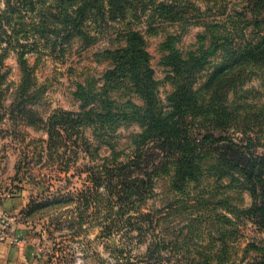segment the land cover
Instances as JSON below:
<instances>
[{
    "label": "trees",
    "instance_id": "obj_1",
    "mask_svg": "<svg viewBox=\"0 0 264 264\" xmlns=\"http://www.w3.org/2000/svg\"><path fill=\"white\" fill-rule=\"evenodd\" d=\"M2 5L0 57L8 51L18 55L22 75L6 110L45 130L43 143L50 159L96 152L92 139L85 136L88 128L92 135L105 137L120 127L139 128L127 136L130 153L124 159L119 160L121 152L104 140L110 153L88 168L89 184L76 195L69 192L32 203L30 211L78 200L76 218L83 223L80 219L89 207L105 201L112 219L102 226V233L134 232L145 239L154 235L163 216L157 208L141 207L155 195L156 181L164 179L174 193L167 210L181 203L193 209L190 223L200 220L213 226L222 216L212 215L213 209L227 198L202 196L207 191L198 187L208 174L216 181L228 178L223 186L247 189L254 201L237 212L264 230V154L254 151L264 138V92L248 87L258 78L264 89V0H3ZM147 10L150 18L154 14L170 24L202 28L195 47L179 48L177 34L160 42V63L171 85L164 100L143 32L127 26L120 45L97 53L108 61L99 81L91 77L77 84L73 94L79 111L55 110L48 117L37 111L43 87L24 58L27 52H38L40 41L51 49L75 38L93 45L111 21L137 20ZM159 24L151 20L145 31ZM4 75L0 74V107H6ZM64 165L68 169L69 162L64 160ZM193 189L198 191L191 193ZM226 211L231 213L227 207ZM209 232L225 231L215 227ZM247 246L264 250L256 242ZM150 258L155 259L154 254Z\"/></svg>",
    "mask_w": 264,
    "mask_h": 264
},
{
    "label": "rangeland",
    "instance_id": "obj_2",
    "mask_svg": "<svg viewBox=\"0 0 264 264\" xmlns=\"http://www.w3.org/2000/svg\"><path fill=\"white\" fill-rule=\"evenodd\" d=\"M2 2L0 0V8ZM148 14L147 10L137 20L126 18L111 21L90 46H85L75 38L66 45L51 49L44 45L45 41H40L38 52H27L24 58L34 71L38 85L43 87L36 105L37 111L43 117H48L55 110L69 113L79 111L80 102L73 94L77 84L85 83L88 79L99 81L98 78L108 67V61L97 53L104 48L120 45L121 33L127 26L143 32L158 80V91L164 100L171 85L167 68L160 63V42L168 34H177L179 48L185 50L195 47L196 35L202 28L196 24H170L160 21L154 14L150 18ZM151 20L160 24L157 29L147 32L146 26ZM20 68V60L14 52L8 51L0 57V74L5 73L2 86L6 89L2 96V103L6 107H0V197L5 199L23 193L26 205L15 214V224L9 231L18 235L27 233L31 238V246L37 251L38 260L43 264H264V250L247 246L248 242H256L264 247V230L246 215L237 212L239 208L249 207L254 197L250 196L247 189H239L235 184L223 186L228 184V178L216 181L207 174L198 187L199 190L206 189L207 192L202 194L204 198H227V203H218L217 209H213L212 215H222L213 226L200 220L190 223L188 219L193 209H185L181 203L172 211L167 210L165 205L173 199L174 193L169 190L166 180L158 179L155 195L141 209L157 208L163 217L159 218L154 235L150 234L145 239H139L134 232L128 235H124L123 231L102 233V226L112 219L108 214L111 210L107 211L105 207L109 203L105 201L99 203L101 206L98 207L91 205L86 215L79 218L83 223L76 218L78 200L55 202L48 207L30 211V204L42 202L47 197L69 192L76 195L89 184L88 168L102 163L110 153V146L121 152L119 160L124 159L130 153L126 148L127 136L139 128L136 125L120 127L111 137L92 135V129L88 128L85 136L92 139L96 152L92 151L91 155L78 152L75 158L50 159L43 143L47 137L45 130L41 126L15 119L16 112L10 114L6 110L20 83ZM248 87L259 94L264 92L258 78L251 80ZM134 99L137 100L136 97ZM104 140L109 141L110 146ZM259 143L255 145L254 151L264 154V138ZM64 160L69 162L68 169L65 168ZM196 191L193 189L191 193ZM226 207L231 213L226 211ZM165 212L170 213L165 216ZM6 216L12 215L9 212ZM215 227L225 232H209L210 228ZM151 254H154L155 259L150 258ZM190 257L194 260H189Z\"/></svg>",
    "mask_w": 264,
    "mask_h": 264
},
{
    "label": "crops",
    "instance_id": "obj_3",
    "mask_svg": "<svg viewBox=\"0 0 264 264\" xmlns=\"http://www.w3.org/2000/svg\"><path fill=\"white\" fill-rule=\"evenodd\" d=\"M25 205L23 193L5 199L0 197V264H43L36 258L37 251L31 246V238L27 233L18 235L9 231L15 224V214ZM9 212L12 215L10 217L6 216Z\"/></svg>",
    "mask_w": 264,
    "mask_h": 264
}]
</instances>
